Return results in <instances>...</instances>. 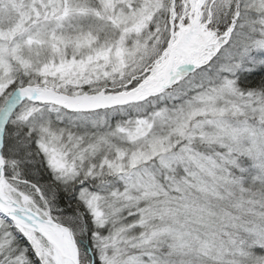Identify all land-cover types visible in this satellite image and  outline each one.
<instances>
[{"label": "snow or ice", "instance_id": "6c2138e0", "mask_svg": "<svg viewBox=\"0 0 264 264\" xmlns=\"http://www.w3.org/2000/svg\"><path fill=\"white\" fill-rule=\"evenodd\" d=\"M0 264H264V0H0Z\"/></svg>", "mask_w": 264, "mask_h": 264}]
</instances>
